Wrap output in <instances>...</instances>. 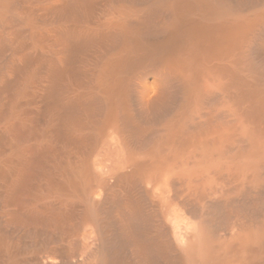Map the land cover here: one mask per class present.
Returning a JSON list of instances; mask_svg holds the SVG:
<instances>
[{
    "label": "bare ground",
    "instance_id": "1",
    "mask_svg": "<svg viewBox=\"0 0 264 264\" xmlns=\"http://www.w3.org/2000/svg\"><path fill=\"white\" fill-rule=\"evenodd\" d=\"M0 264H264V0H0Z\"/></svg>",
    "mask_w": 264,
    "mask_h": 264
}]
</instances>
